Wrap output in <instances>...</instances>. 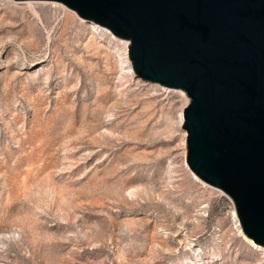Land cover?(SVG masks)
Returning a JSON list of instances; mask_svg holds the SVG:
<instances>
[{"label":"rangeland","instance_id":"374dc122","mask_svg":"<svg viewBox=\"0 0 264 264\" xmlns=\"http://www.w3.org/2000/svg\"><path fill=\"white\" fill-rule=\"evenodd\" d=\"M27 2L0 0V264H264L186 166L185 93L132 75L105 28Z\"/></svg>","mask_w":264,"mask_h":264},{"label":"water","instance_id":"95a60500","mask_svg":"<svg viewBox=\"0 0 264 264\" xmlns=\"http://www.w3.org/2000/svg\"><path fill=\"white\" fill-rule=\"evenodd\" d=\"M54 2L128 43L136 78L183 91L186 166L264 248V0Z\"/></svg>","mask_w":264,"mask_h":264},{"label":"bare ground","instance_id":"6f19581e","mask_svg":"<svg viewBox=\"0 0 264 264\" xmlns=\"http://www.w3.org/2000/svg\"><path fill=\"white\" fill-rule=\"evenodd\" d=\"M32 2V1H31ZM31 2H27L26 4L33 10V12L38 16V14H37V12L34 10V8L32 7L33 6V4L31 3ZM51 4H53V2H51ZM58 4V3H57ZM60 6H62V5H60ZM62 9H63V11H64V14L66 15V13H69V14H71V15H75L74 14V12L73 11H71V10H69V9H67L66 7H64V6H62ZM81 20V19H80ZM84 22V21H83ZM86 22V21H85ZM86 25H88V27H89V29L90 30H97V29H103L104 27H101V26H99V25H96V24H94V23H91V22H86ZM106 29V28H105ZM104 30V29H103ZM107 30V29H106ZM112 37H114V36H112ZM115 38V37H114ZM119 40V39H118ZM122 41V40H121ZM123 42V45H124V47H125V49H126V51H127V49H128V43L127 42H125V41H122ZM128 60V59H127ZM130 73L132 74V75H134V72L132 71V70H130ZM135 76V75H134ZM162 90L165 92V93H168V92H170V91H168V89L167 88H163L162 87ZM182 92V91H181ZM184 95H181V97H183ZM188 103V98L187 97H184V103H183V107L181 108V110H180V112H179V116H178V120H179V126H181V124H182V122H183V114H182V110L184 109V107H185V105ZM183 145H185V144H183ZM194 176V175H193ZM195 177V176H194ZM240 233H241V235H242V232L240 231ZM243 236V235H242ZM244 237V236H243ZM256 248L257 249H259V250H261V251H264V248H262V247H259V246H256Z\"/></svg>","mask_w":264,"mask_h":264}]
</instances>
